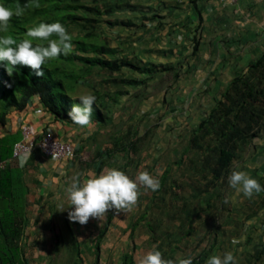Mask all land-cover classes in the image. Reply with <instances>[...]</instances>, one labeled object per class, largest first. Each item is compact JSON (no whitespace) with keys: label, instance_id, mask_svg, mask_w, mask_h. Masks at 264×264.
<instances>
[{"label":"rangeland","instance_id":"rangeland-1","mask_svg":"<svg viewBox=\"0 0 264 264\" xmlns=\"http://www.w3.org/2000/svg\"><path fill=\"white\" fill-rule=\"evenodd\" d=\"M81 1L89 10L92 3ZM88 10L81 9L79 14L86 12L89 19L96 18L94 30L101 41L110 45L115 43L114 46L122 47L120 38L115 40L121 33L133 38L132 41L145 34L144 41L150 47L157 45V38L163 34L156 30L159 29L156 24L159 21L149 20L152 15L146 12L149 9H127L128 14L140 15L137 26L127 30L107 24V20H111L110 15L106 16L100 10L93 15L96 10ZM192 16L195 33L186 56V68H182L185 61H181L174 67L169 66V70L153 68L142 72L134 66L123 65L121 72L109 73L100 66L93 67L88 73L81 72L82 82L76 85L71 95H95L97 103H106L103 111L110 115L111 120L100 126L97 121L93 123V139L75 150L71 170L60 190L38 198L31 186L25 232L30 264H71L70 250L75 242L81 257L77 264H94V242L109 212L112 218L100 239L96 264H121V255L125 252L133 256L135 264H139L143 255L153 248L160 250L163 258L171 255L174 264L204 251H207L206 257L200 264H205L209 256H222L226 251H231L239 264H264V192L244 198L227 183V176L236 170L246 172L264 186V126L246 141L241 156L231 164L224 180L209 186L208 190L204 189L207 169L200 161V154L186 147L193 129L220 99L230 81L213 88L204 86L207 84L204 82L197 85V81L192 80L193 76L203 75L195 71L197 65L192 68L188 64L198 56L201 8L195 7ZM78 32L79 27H74L73 33ZM260 54L250 56L249 62ZM143 56L147 60L167 62L157 51ZM126 78L144 82L129 84L123 81ZM99 94L104 97L102 101L97 97ZM126 129L137 132L136 150L127 160L116 155L113 161H104L103 153L99 155L98 150L106 146L105 142L111 135L123 133ZM110 168H117L130 178L146 171L159 181L166 172L164 185L155 196L153 191L139 187L138 200L131 210L117 212L111 209L100 219L90 217L84 225L69 221L68 212L74 206L69 204L66 189L75 179L83 182ZM225 200L229 202L225 204Z\"/></svg>","mask_w":264,"mask_h":264},{"label":"trees","instance_id":"trees-1","mask_svg":"<svg viewBox=\"0 0 264 264\" xmlns=\"http://www.w3.org/2000/svg\"><path fill=\"white\" fill-rule=\"evenodd\" d=\"M131 1L133 3H131ZM5 7L13 12L18 7L23 8L20 16L10 20L8 30L0 32V36H11L18 43L29 39L26 33L29 28L38 26L40 22L62 23L72 38L73 49L68 55L47 60L42 65L43 77H37L27 66H16L11 76L8 75L3 64H0V124L6 123L8 114L14 109L23 110L37 97L45 110L54 120L71 122L67 111L72 104L79 103L71 92L82 82L83 73H88L95 66H100L109 73L120 70L123 65L134 66L142 72L151 71L150 67H143L130 62L126 57H118L120 49L112 48L108 43L100 40L94 27L97 19H89L86 12L79 14V10L86 9L81 0H0ZM90 9L100 10L102 14L110 15L107 24L119 29L131 28L127 20L114 19L115 14L127 12V9L139 6L135 0H89ZM99 3H102L99 6ZM162 10H170L163 5ZM158 17L152 13L149 20ZM137 26V25H133ZM79 27L74 34L73 28ZM55 39L56 37H50ZM33 45L41 44L39 40H32ZM46 41L43 42L46 45ZM78 62V63H77ZM123 62V63H121ZM83 67L81 68V66ZM155 68V67H154ZM161 70H169V66H158ZM81 72H83L81 74ZM125 83H142L137 79H123ZM121 94V93H120ZM100 101L104 98L101 94ZM106 103L94 102L92 120L100 125L109 123L111 117L103 111ZM72 123V122H71ZM264 126V51L240 74L230 79L220 99L210 109L205 118L201 119L188 140V149L198 151L200 161L207 169V179L204 189L220 183L226 177L231 164L241 156L246 141L258 134ZM137 132L126 129L123 133L109 137L106 146L98 150L103 153L104 161L108 163L122 155L127 160L130 153L136 150L135 136ZM21 138L18 131L0 135V264H30L25 247V232L28 225V187L25 183L24 166L19 165L18 159L12 157L13 144ZM186 149V150H188ZM37 150L30 154L28 161L36 159ZM166 172L160 178L159 192L165 180ZM112 218L109 212L104 227L100 230L94 242V264L98 261L99 242L107 231ZM136 223H133V225ZM132 226V225H131ZM71 232V230H68ZM78 244L70 250L71 264L81 262ZM207 251L192 258L193 264H200L206 257ZM163 255V254H162ZM166 255V254H165ZM191 258V257H190ZM164 259H172L167 254ZM121 264H135L131 254L121 255Z\"/></svg>","mask_w":264,"mask_h":264},{"label":"crops","instance_id":"crops-1","mask_svg":"<svg viewBox=\"0 0 264 264\" xmlns=\"http://www.w3.org/2000/svg\"><path fill=\"white\" fill-rule=\"evenodd\" d=\"M135 2L138 6L141 5L139 8L144 11L149 9L146 12L158 15L156 22H159L156 24L159 29L156 30L158 33H163L157 38L159 43L148 47L147 42L144 41L145 34V36L135 37L132 41L133 38L129 39L121 33L115 40L120 38L122 47L114 46L115 43L108 45L117 50L120 49L118 53L120 56L126 57L128 61H136V64L143 67L153 69L160 65L173 66L185 61L182 68H186L188 62L186 56L190 49L191 38L195 33L192 23V12L195 7L201 8L202 23L198 26L201 34L197 44V60L194 57V61L191 59L188 64L189 67L197 65L195 71L203 73V75H197L200 78L193 76L192 80L197 81V85L202 82L207 83L204 86L211 85L213 88L225 85L232 77L246 69L250 56L264 51V0H237L234 4H225L220 0H135ZM163 5L169 6L170 10H162ZM131 14L122 12L115 14L113 18L118 21L127 20L132 24L130 27H135L133 25L138 24L140 15ZM134 30L137 29L134 28ZM150 31L153 32V29ZM111 40L115 41L114 38ZM153 51H157L159 56L167 62L144 58V54L152 55ZM122 69L123 66L119 72ZM117 94L121 96L119 92ZM94 122L95 120H92L89 126L80 127L71 122L54 120L39 99L34 97L23 110L13 109L8 114L6 123L0 124V135L18 130L20 133V125L30 123L36 136L50 130L60 140L71 142L78 151L83 148L84 143L93 139ZM35 156L36 159L30 161H28L30 154L18 158L19 165L26 164L25 183L28 187V205L32 197L31 186L38 198L40 196L45 198L50 191L60 190L66 174L71 170V159L74 158L57 161L52 157H44L40 153H36ZM22 161L23 164H21Z\"/></svg>","mask_w":264,"mask_h":264},{"label":"clouds","instance_id":"clouds-1","mask_svg":"<svg viewBox=\"0 0 264 264\" xmlns=\"http://www.w3.org/2000/svg\"><path fill=\"white\" fill-rule=\"evenodd\" d=\"M22 12V7H18L13 12L0 3V32H6L13 15L20 16ZM26 35L29 39H23L19 43L11 36H0V64H3L9 76L19 65L30 68L35 76L43 77L44 71L41 66L47 60L60 55L66 56L73 49L71 35L59 21L40 22L38 26L29 28ZM53 36L56 38L51 39L50 37ZM32 40H39L42 43L34 46ZM45 41L46 45L43 44ZM77 98L80 102L71 105L67 116L74 125L89 126L92 123L93 104L96 97L85 94ZM227 183L237 195L242 194L244 198H252L255 194L264 192V186L244 171L233 170L227 176ZM139 187L155 192L160 188V182L146 171L139 172L135 178H130L117 168L107 169L83 182L75 179L66 189L69 204L74 206L68 212V219L84 225L90 217L100 219L111 209L117 212L131 210L138 200ZM228 202V200L224 201L225 204ZM139 264H174V261L164 259L162 252L153 248L143 255ZM178 264H193V261L189 257L180 259ZM205 264H239V262L231 251H226L222 256H209Z\"/></svg>","mask_w":264,"mask_h":264},{"label":"built area","instance_id":"built-area-1","mask_svg":"<svg viewBox=\"0 0 264 264\" xmlns=\"http://www.w3.org/2000/svg\"><path fill=\"white\" fill-rule=\"evenodd\" d=\"M225 4H234L237 0H220ZM21 138L13 144L12 157L21 158L38 151L44 157H52L57 161L71 158L75 148L71 142L60 140L50 130L36 136L30 123L20 125Z\"/></svg>","mask_w":264,"mask_h":264}]
</instances>
